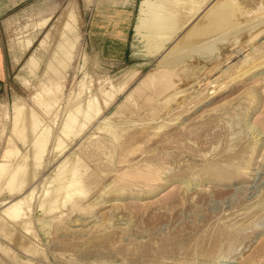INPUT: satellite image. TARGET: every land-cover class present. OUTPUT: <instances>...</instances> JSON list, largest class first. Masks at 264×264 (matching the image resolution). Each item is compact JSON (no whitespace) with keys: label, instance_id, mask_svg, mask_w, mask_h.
I'll return each mask as SVG.
<instances>
[{"label":"rangeland","instance_id":"obj_1","mask_svg":"<svg viewBox=\"0 0 264 264\" xmlns=\"http://www.w3.org/2000/svg\"><path fill=\"white\" fill-rule=\"evenodd\" d=\"M140 1L31 0V11L20 14L8 24L5 49L11 77L8 80V94L0 100V104L7 106L4 108L5 112L1 113L0 110V163L8 147L15 146L24 156L25 149L31 145L28 144L30 140L26 139L27 142L20 136L22 140L24 139L25 145L24 141L18 139L11 130L14 103L17 100L26 101L29 106L43 115L42 110L35 106L31 98L37 91L36 86L41 80L39 76L43 75L48 61L53 57L52 49L58 41L59 30L67 22L71 11L75 16L77 15L81 39L77 43L73 66L67 71L65 93L66 97L71 96L68 105L65 106L68 107L75 102L73 93L79 91L78 83L85 78L86 81L87 78L90 80L93 75L92 89L97 93L102 108L99 118L87 126L80 137H74L73 142V138L69 140L64 137V147L66 148V145L68 147L64 151H62L64 147L59 149L63 154L59 150L50 151L54 145L52 141L53 144L51 142L44 156L42 167H39L41 169L36 167L29 169V166L28 174L25 173L26 177L23 175L24 180L31 182L32 189L35 187L32 204L36 211L34 210V217L32 215L34 221L32 226L40 234L41 247H39L42 250L39 255L20 253L25 260L31 259V264H78L75 260L77 258L81 260L82 256H85V252L81 250L80 253L79 250L88 251V246L89 251L100 248L102 251L99 249L96 251H101L98 257H102L105 251L100 246L104 243L89 242L88 236L73 231L78 226L66 230L53 221L49 224L51 228L45 229L39 220L61 214L69 219L84 216L88 218L95 212L107 211L108 208L103 207L106 202L121 201L126 208L120 210L121 213L113 218L105 213L100 223L126 231L125 233L130 234L129 239L107 244V259L101 264H264V92H262L264 66L248 72L242 70L247 68L257 55L253 48L264 47V36L252 43L248 42L250 35L264 26V15L255 5L253 7L242 4V6L247 5L249 10L255 9L252 15L247 17L249 19L245 20V16H240V24L221 35L218 42L216 41L209 48L211 50L206 49L200 54L195 52L192 58L187 57L189 63L199 65L194 67L193 70L196 71L194 74L180 80L177 91L196 84V87H193L196 92L192 99L179 97L182 95L179 94L174 97L175 99H170L173 100L170 104L165 102L163 105L164 100L157 97L159 95L157 86L150 89L140 86L138 81H130L123 91L118 88L127 81L126 76L132 70L138 71L139 76L152 72L161 57V55L149 56L145 43L137 40V38L140 40L137 33V38L135 37L134 25L139 14ZM248 1L253 2V0ZM257 12L260 15H256ZM45 17H51V20L47 25L41 26L38 21ZM242 18L244 21H241ZM124 21H129L125 22L128 26L127 35L117 38L116 28ZM187 28L177 34V40L186 33ZM29 38L34 40L31 47L23 43ZM172 44L169 43L168 47ZM33 55L37 56L39 65L41 64L34 72L28 66ZM105 78L114 81L115 91H121L117 93L112 90L116 97L108 106L104 104V98L98 91L100 88L98 81ZM177 79L179 80L178 77ZM69 81H73L71 85ZM152 89L155 91L153 92ZM108 91H111L109 87ZM122 102H125L124 105ZM158 102L161 105H157ZM65 115L64 108L59 113V121H56V125L53 122L52 125L50 124L53 137L57 134ZM104 118H109V122ZM103 122L105 126L108 125L107 128ZM97 126L102 129L98 130ZM152 128L154 133L151 131ZM110 132L113 134L111 135ZM88 135L91 138H88ZM108 137L113 143L109 142ZM102 139L107 141H105L107 144L103 141L107 147L103 144L105 148L104 151L101 150V155L100 150L94 149L96 148L94 145L96 146L98 144L96 142ZM10 144L13 146H8ZM123 149L128 152H124ZM92 150L99 152L100 155L91 152ZM30 152L31 149L25 154L29 158ZM121 154L123 156H120ZM21 155L15 154L14 157L11 155L6 160L8 159L9 165L14 166L17 164L15 161H22ZM28 161L27 163L30 164ZM73 161L74 164L81 165H79L80 172L82 176L84 175L83 181L86 183L83 185L84 190H88L86 196L77 195L74 200L82 199V196V200L86 199L84 201L79 199L80 205L67 202L69 204L66 203L65 206H62L65 199H61L63 202L60 201L59 207L63 208H57L56 212H50L51 214L48 211H41L39 205L45 197V191L55 188L54 186H58L61 182L55 178L57 167L67 162L64 165L68 170ZM136 165L137 168L134 167ZM58 168L60 169V166ZM151 172L156 173L157 176H150ZM36 173L38 177L35 176ZM136 173H144L145 177H137ZM133 175L135 178L132 177ZM33 176L36 178L32 181L30 179ZM57 179L61 180L60 177ZM147 180L150 183H145ZM35 181H38L36 185ZM52 181L55 183L52 184ZM4 182L5 180L2 184H5ZM7 187L2 185L0 188V202L6 199L14 200L17 196ZM91 202L98 207L88 208ZM73 205L79 210L74 212L76 208ZM81 205L86 206L85 211L81 210L83 209ZM70 207H74L73 210ZM3 208L0 206V211ZM53 226L55 228L58 226V230L56 228L55 231ZM2 238L0 237V241H4ZM0 257L4 258L1 251ZM91 262L93 261L89 259L82 264H93Z\"/></svg>","mask_w":264,"mask_h":264},{"label":"bare ground","instance_id":"obj_2","mask_svg":"<svg viewBox=\"0 0 264 264\" xmlns=\"http://www.w3.org/2000/svg\"><path fill=\"white\" fill-rule=\"evenodd\" d=\"M244 3L247 5H252V6L255 5L256 9L259 11H262L261 14L264 15V0H253V2H249L248 0H141L140 4H139V11H138L139 18H138V22L136 23V26H135V31L139 35L140 41L145 43L146 51L148 52V55L149 56L161 55V57H160V60H159L157 67L154 68V70L152 72H150L149 74L144 75V76H139L138 71L132 70V72L130 74H128V76H126L127 81L124 82V84L123 83L121 84V82L119 81L121 85L118 84V86L120 85L118 88L123 91V89L126 88L127 85H129L127 83L130 81H132V82L138 81L140 86L150 87V89L152 87L154 89V87L157 86L159 88V92L157 91L159 95L157 94L158 95L157 97H161V100H164V102L162 103L163 105L165 102L170 104V101H171L170 99H172V98L175 99L174 97L175 96L177 97V95H179V94H182L179 97H187V98L192 99L193 94L196 92V89L195 88L193 89V87H196V84H191V86L185 90L181 89L182 91H177V88L179 85L178 83H181L183 78H185L186 76L194 74L196 72L193 70L194 67H198V65H199V64H195V63H189L190 61L187 60V57L190 56L192 58V55L195 52H198L200 54V53H203L206 49L211 48L212 45H214V43L216 41L218 42V39H220L221 35L229 32L230 30H232L233 28H235L236 26H238L240 24V18H241L240 16H242V17L245 16L246 17V19L244 17L245 20L249 19L247 17L251 16L252 11L255 9H253V8H252V10L247 9V5L242 6V4H244ZM248 8H249V6H248ZM254 15H255V13L253 14V16ZM256 15H260V14H258V12H257ZM76 16H75L74 12L71 11L69 17H67L68 18L67 22H65V24L63 23L64 25L61 26V28L59 30V34H58V37H59L58 41L56 43L54 42L55 46L52 49L53 57L48 61L43 75L39 76V77H41L40 78L41 80H40V82H38L39 85L37 84L38 86H36L37 87L36 93L33 94L32 98H31L32 101L34 102L35 106L37 105V107H39L42 110L41 113L43 115L39 114L35 110L34 107L29 106V104L26 101L17 100L14 103V116H13V119L11 122V126H12L11 130L14 134H16V137H18V139L21 138L20 140H22V137H23V138H25V141H27L26 139H28V141L30 140V143H28V144L29 145L31 144V145L28 146V148L31 147V148H29V150L31 149V152L28 153V154H30V158H29V156L25 155V154H27V151L29 152V150L27 148V149H25L26 151H25L24 156H22L18 152L19 150L17 148H15V146H14V147H8L7 150L5 151V153H3L4 155H2L3 160L0 163V188L2 187V185L4 187L8 186L7 188L10 189V192L11 193L13 192V194L14 193L17 194L18 197L16 196V198H14V200H11V201H9V200L7 201V199H6V200L0 202V206L4 207L2 209V211H0V235H1L0 237H3L2 239H4V241H0V251L4 255V258L0 257V264H31L32 260L31 259L25 260L22 257L20 252H24V254L25 253H38V255H39L40 254L39 252L42 250V249H40V247H41V245H40L41 244L40 243V234L32 226L34 223L33 213L35 210L34 205L32 204V199H33V196L35 193V187L32 189L31 182L28 183L29 180L27 182L26 180L23 179L26 177L25 173L28 174V172H27L28 167L30 166L29 169H31L32 167H36V169H41L39 167L40 166L42 167V162H43L44 156H45L47 150L49 149V145L51 144L52 141L54 142V145L52 147V150H50V151L62 149L65 146L64 137L67 139L69 138V140H71L70 138H73V140H72V142H73L75 140L74 137H78L79 135H81V133L84 132L85 128H87V126H89L90 124H93L99 118V116L102 113V108L100 106L101 105L100 99H99L97 93L94 92V90L92 89V88H94L93 87L94 85L92 86V80L94 78L91 80V78L93 77L92 74H90L92 76H91V78H89L91 81L88 80V78H87V81H86V78L81 80V81L79 80L80 81L78 83L79 88L77 87V89H79V91L77 93L74 91V93H73L74 94L73 99L75 102L72 105H69L68 107L65 106V105H68L69 100H70V96H71L69 94L70 96L66 97V93H65V89L67 87V74H68L67 71L73 66L72 65L73 61L76 59L75 58L76 57L75 50L78 47L77 43H79L78 40L81 39L80 38L81 32L78 29L80 26H79V23L76 19L77 18ZM244 19L241 21H244ZM50 20H51V17H45L42 20L38 21V23L41 26H45L49 23ZM255 21H257V20H255ZM250 25H253V24H250ZM185 27H188L186 33L180 39L177 40V38H176L177 34L182 29H184ZM249 27H248V29L251 30ZM260 27H261V25H260ZM244 30H245V28H244ZM236 31L237 30H235V32ZM239 31H240V29H239ZM228 35H225V36H228ZM230 36H231V34H230ZM262 36H264V26L257 29L253 34L250 35L249 40H248V38H247V40L249 43H252V41H256ZM19 37H21V36H19ZM171 42L173 44L171 45V47H168V44ZM23 43H26L28 47H31L34 44V40H33V38H29V39L24 40ZM44 43H45V41H43V44ZM257 43H259V42H257ZM249 46H250V44H249ZM240 48H242V46ZM260 48H261L260 46L253 48L254 51L256 50L257 55L255 57L253 56L254 59H252V60L250 59L251 61H250V64L247 65V68L242 69L244 72H248L252 69L264 66V47H263V49H260ZM209 50H211V49H209ZM235 50H237V49H235ZM240 51H242V50H240ZM246 51H248V50H246ZM212 53L214 54V52H212ZM231 54L233 55L234 53H231ZM237 56H238V54H237ZM97 59H99V58H97ZM244 59H242V60H244ZM39 62L40 61L37 58V56L33 55L28 62V66L34 72L35 69L41 65V64L39 65ZM196 62H197V60H196ZM245 62H247V61H245ZM41 63H42V61H41ZM94 64H96V62ZM242 64H244V63L242 62ZM260 73H262V71ZM174 77H176V78H174ZM177 77L179 78V80L177 79ZM73 81H75V79H73ZM207 81H205V82H207ZM26 82H27V80H26ZM72 82L69 81L70 85L72 84ZM98 83H100L99 84L100 86H98V88L100 87L98 89V91L103 96L102 98H104L103 101L105 103L104 102L103 103L108 106L109 104H111L110 101L113 102L114 100H112V99H114L116 97L115 96L116 94L113 93L115 91L114 89L116 87L114 84V81L112 79L105 78V79L98 81ZM36 87L34 86V88H36ZM74 87H75V85H74ZM108 87H109V89H111V91L112 90H114V91H112V92L108 91ZM137 87L140 89L142 88L139 86H137ZM197 88H198V86H197ZM261 89H263V88H261ZM156 90H157V88H156ZM154 91L155 90H153V92ZM115 92H117V91H115ZM119 92H121V91H119ZM119 92H117V93H119ZM262 92H264V91H262ZM83 95H85V97H83ZM154 95H156V94L154 93ZM157 97H156V99H157ZM150 98L153 99V97H151V96H150ZM215 98H217V97H215ZM73 99H71V100H73ZM167 101H169V102H167ZM122 103L124 105L125 102H122ZM251 103H252V101H251ZM159 104L160 103L158 102L157 105H159ZM263 104H264V101H263ZM123 105H121V107H123ZM6 107L7 106L5 104H2V103L0 104L1 113L6 111V109H4ZM64 108L66 109V115H65L63 121L61 123L59 122L61 124L60 128L58 129V131L56 130L57 134H55L53 137V129H52L51 123L53 122L54 125H56V121L58 120L59 113ZM170 109H171V107H170ZM62 118H63V116H62ZM104 119L109 122V120H108L109 118L108 119L104 118ZM153 120L154 119H152V121ZM153 122H156V120ZM99 126H97L96 128L98 130L99 129L101 130L102 128ZM104 126H105V123H104ZM106 126H108V125H106ZM157 130H159V129H157ZM56 131H55V133H56ZM151 131H153V133H154V129ZM93 133L94 132H92V135H93ZM90 134L91 133H89V135ZM110 134L112 135L113 133L110 132ZM89 135H88V138L91 136V135L90 136ZM20 136H22V137H20ZM114 136H115V133H114L113 137ZM22 141H24V139ZM25 141L23 142L24 144H25ZM101 141H102V143H100ZM101 141L96 142L98 144L96 146L94 145V147H96L94 149H96L98 151L100 150L99 152L102 155L101 150H103V148H105L107 141L105 140L106 141L105 142L103 139ZM103 141L106 144L103 143ZM53 142H52V144H53ZM109 142L113 143V141H110V138H109ZM103 144H105V146ZM8 146H13V145L10 144ZM102 146H104V147H102ZM122 146H123V144H122ZM67 147L68 146L66 145V148ZM66 148L64 147V149L62 151L66 150ZM129 148L130 147L128 146V149ZM118 149H119V147H118ZM93 150L91 152H95ZM123 151H124V149H123ZM123 151H122V153H123ZM125 151L128 152V151H130V149L128 151L127 150H125ZM99 152H95L96 155ZM57 153L58 152H56V154ZM15 154H17V156L21 155L20 158H22V161H19V162L15 161V162H17V164H15L14 166L9 165L10 163L8 162V159L6 160V158H10L11 155L13 156ZM49 154H51V153H49ZM62 154H60V155H62ZM94 154H92V155L95 156ZM100 154H98V155H100ZM90 155H91V153H90ZM125 155H126V153H125ZM17 156H16V158H17ZM120 156H123V155L121 154ZM69 157L70 156H68V158ZM95 157H97V156H95ZM125 157H127V156H125ZM28 158L30 159V161L27 160ZM68 158H66V160H68ZM118 159H121V158H118ZM17 160H19V159H17ZM27 161L30 162V164L27 163ZM63 161H65V159ZM68 161H70V159ZM74 161L72 164H74ZM77 162H79V161H77ZM132 162H134V161H132ZM65 163L67 164V162H65ZM65 163H62V165L59 164L60 169L58 168L59 166L57 165L58 167H57L56 173H55L57 176L55 178H56V180L61 181V182L58 185V182L55 180V178H53L54 176L52 177L53 180H55L57 182L56 185H58V186H54L55 188H53V189L49 188V190L45 191L46 192L45 197L43 195L44 199H42L40 201V205H39V207L41 208V211L44 210L45 212L48 211L50 213V212L55 211L57 208H60V209L63 208V207H59V206H61V205H59L61 199H65V202L63 203L64 205H62V206H65L67 202H70V203L72 202V204L80 205V202H79L80 198H78V200L75 201L76 200L75 197L77 195H83V194H85L84 196H86V194H87L86 192L88 190L87 191L84 190L83 185H85L86 183L83 181L84 175L82 176V174L80 172L81 169L79 167L81 165L78 163H76L74 165L71 164L70 168L67 170V169H65V167H66V165H64ZM142 163H144V161ZM148 165H146V166H148ZM152 165H155V164H152ZM152 165H151V167H152ZM134 167L137 168V165ZM154 168H155V166H154ZM58 169H59V172H57ZM132 169L130 168V170H132ZM145 170H147V169H145ZM35 171H37V170H35ZM134 172H136V171H134ZM157 172H159V171H157ZM57 173H60V175H62V176L58 175ZM129 173H131V172H129ZM64 175H65V177H63ZM131 175L132 174H130V176ZM151 175L157 176L156 173H152V172L150 173V176ZM35 176H37V173L35 174ZM41 176H43V174ZM135 176L142 177V178L145 177L144 173L143 174H137L136 173ZM57 177L58 178L60 177L61 180L57 179ZM132 177H134V175ZM34 178H36V177L33 176V178L30 180L33 181V180H35ZM41 179L42 178H40V180ZM137 179H136V181H138ZM4 180H5V182H4L5 184H2ZM45 180L48 181V179H46V178H45ZM117 180H118V177H117ZM141 180L142 179H140V181ZM38 181H35L34 184L37 183ZM125 182H128V181H125ZM53 183H55V182L52 181V184ZM128 183H127V185H129ZM145 183H150V182H148V180H147V182H145ZM122 185L125 186L124 184H122ZM174 185H176V184L174 183ZM85 189H87V188H85ZM20 194H22V196L19 197ZM81 198L83 199V196ZM82 199H80V200L84 201L86 198L84 200H82ZM124 201H127V200H124ZM61 202H63V201H61ZM122 202H123V200H122ZM67 204H69V203H67ZM99 204H100V202H99ZM39 207H37V208H39ZM74 207H70V208L72 209ZM95 207H98V206H96L94 202H91L88 205V208H91V209H94ZM103 207L108 208V210L105 212H101V213L95 212L90 217H88L89 216L88 215L87 216L88 218H84L85 217L84 216V217H81L78 219H69V218H64L65 217L64 214H61L58 216H55V215L51 216L49 219L40 218L39 222L41 223L42 227L45 229H46V227H49L50 226L49 224H51V222H53V221H55L56 224L60 226V228L62 227L66 230L70 229V228H75L78 226V228L74 229L73 231H79L84 236H88L89 242L104 243L103 246L95 245L96 247L100 246V247L104 248L105 253L102 257H98V255H100V253L102 251L100 248H96V250L99 249L101 251H96V250L95 251H89L90 249L88 246V251H86L85 249L79 250L80 253H81V250H83L85 252V254H84L85 256H82L81 260H79L78 258H77V260H75L78 264H82L86 260H89V259L93 261V262H91L93 264H95V263L101 264V262H104L107 259V252H106V250H107L106 248L108 247L107 244H114V243H116V240H117V243L122 242L124 239H129V235H130L129 233L128 234L125 233L126 231L118 230L114 226H104L103 223H100V221H102L101 217L105 213H107L108 216L110 214V216H109L110 218L117 217V214L119 215L121 213L120 210H123L124 208H126V205L122 204L121 201H108V202H106V204ZM81 208H83L81 210H84V208H86V206L81 205ZM71 209H70V211H71ZM77 209L78 208H76L74 210L72 209V210L75 212V210L77 211ZM59 212H57V213H59ZM32 215H33V217H32ZM68 217H69V215H68ZM92 223H94V224H92ZM107 225H109V223H107ZM54 226H53V228L56 231V228L58 226H56V228ZM49 228H51V227H49ZM57 230H58V228H57ZM43 231H44V229H43ZM44 233H47V232H44ZM54 233H56V232H54ZM54 233H53V235H54ZM49 234L51 235L50 232H49ZM119 244H121V243H119ZM75 251H76V249H75ZM71 252H74V251L71 250ZM117 252H118V250H117ZM76 255H77V253H76ZM119 255L120 254H118V256ZM60 256H62L61 253H60ZM79 258H80V256H79Z\"/></svg>","mask_w":264,"mask_h":264},{"label":"crops","instance_id":"obj_3","mask_svg":"<svg viewBox=\"0 0 264 264\" xmlns=\"http://www.w3.org/2000/svg\"><path fill=\"white\" fill-rule=\"evenodd\" d=\"M31 11V0H0V100L4 99V95L8 94V80L11 72L8 67V57L5 49L8 24L13 22L20 14H26ZM138 21V14L136 23ZM124 23L118 24L116 28L117 38L126 36L128 26ZM134 25V32L135 26ZM135 37L137 34L135 32ZM137 40L141 42L138 38Z\"/></svg>","mask_w":264,"mask_h":264}]
</instances>
